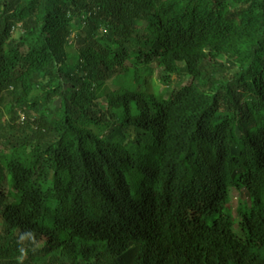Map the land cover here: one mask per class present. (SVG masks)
<instances>
[{
    "label": "trees",
    "instance_id": "trees-1",
    "mask_svg": "<svg viewBox=\"0 0 264 264\" xmlns=\"http://www.w3.org/2000/svg\"><path fill=\"white\" fill-rule=\"evenodd\" d=\"M0 264H264V0H0Z\"/></svg>",
    "mask_w": 264,
    "mask_h": 264
},
{
    "label": "rangeland",
    "instance_id": "rangeland-1",
    "mask_svg": "<svg viewBox=\"0 0 264 264\" xmlns=\"http://www.w3.org/2000/svg\"><path fill=\"white\" fill-rule=\"evenodd\" d=\"M147 72L144 75H140L138 78H136L135 81H131L130 79H123V78H114L111 81H109L105 87L106 90H117L118 87H129L130 89H136L138 87V85H141V83L145 80V76L146 75H150L153 80L156 82L157 85H159V87H161L163 84L160 82V75H161V70H159L157 68L156 64H153L152 68H149V70H147V68H144ZM161 85V86H160ZM176 86V82L174 80L173 82V86L170 88L173 89ZM59 102H56V105H58ZM237 201H235L234 205H236Z\"/></svg>",
    "mask_w": 264,
    "mask_h": 264
},
{
    "label": "clouds",
    "instance_id": "clouds-1",
    "mask_svg": "<svg viewBox=\"0 0 264 264\" xmlns=\"http://www.w3.org/2000/svg\"><path fill=\"white\" fill-rule=\"evenodd\" d=\"M247 194H248V190H246L245 188H241L240 191L235 188L232 190L230 204L233 208V213H234L235 218L239 219L238 209L241 204H244V203H248L249 205L252 204V199H250V196ZM235 201H237L236 205H234ZM41 244L43 243H39V245Z\"/></svg>",
    "mask_w": 264,
    "mask_h": 264
}]
</instances>
